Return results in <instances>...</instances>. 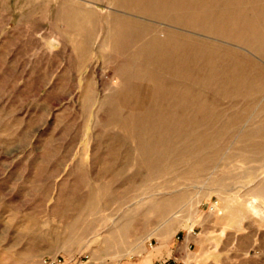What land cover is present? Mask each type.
<instances>
[{
    "label": "rangeland",
    "instance_id": "rangeland-1",
    "mask_svg": "<svg viewBox=\"0 0 264 264\" xmlns=\"http://www.w3.org/2000/svg\"><path fill=\"white\" fill-rule=\"evenodd\" d=\"M259 199L264 0H0V264H166L207 208L264 264Z\"/></svg>",
    "mask_w": 264,
    "mask_h": 264
},
{
    "label": "crops",
    "instance_id": "crops-1",
    "mask_svg": "<svg viewBox=\"0 0 264 264\" xmlns=\"http://www.w3.org/2000/svg\"><path fill=\"white\" fill-rule=\"evenodd\" d=\"M72 57V56H71ZM73 59V58H72ZM70 60L69 65L72 67V71H77V61ZM80 63L81 60H80ZM260 217L264 219V199H259ZM202 213L188 222L181 229V239L177 242V246L171 248L168 246H162L158 255L161 261L168 260L166 264H169L172 259H175V264H181L188 261V255L192 256L197 264H215L223 261L225 257V247L230 245V242H240L245 239L246 229L244 227L248 223V214L245 210H232L226 209L220 214L215 216V213L211 209H203ZM257 213V209L255 210ZM264 223V220H263ZM264 241V229L261 235ZM189 250V253L178 252L176 249ZM131 264H142L140 262H132ZM144 264H156L153 260H145Z\"/></svg>",
    "mask_w": 264,
    "mask_h": 264
},
{
    "label": "built area",
    "instance_id": "built-area-1",
    "mask_svg": "<svg viewBox=\"0 0 264 264\" xmlns=\"http://www.w3.org/2000/svg\"><path fill=\"white\" fill-rule=\"evenodd\" d=\"M217 202H215L216 204ZM211 208L213 209V207L211 206ZM175 259L172 258V261L169 264H175ZM42 263L43 264H63L64 263V259L62 257H54V258H43L42 259ZM181 264H188L186 262H183Z\"/></svg>",
    "mask_w": 264,
    "mask_h": 264
},
{
    "label": "bare ground",
    "instance_id": "bare-ground-1",
    "mask_svg": "<svg viewBox=\"0 0 264 264\" xmlns=\"http://www.w3.org/2000/svg\"><path fill=\"white\" fill-rule=\"evenodd\" d=\"M125 130V129H124ZM114 194V193H113Z\"/></svg>",
    "mask_w": 264,
    "mask_h": 264
}]
</instances>
